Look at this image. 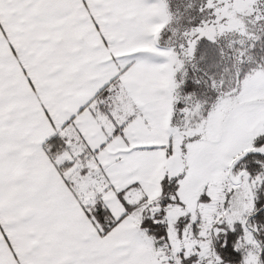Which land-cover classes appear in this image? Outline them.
<instances>
[{"label": "snow or ice", "instance_id": "1", "mask_svg": "<svg viewBox=\"0 0 264 264\" xmlns=\"http://www.w3.org/2000/svg\"><path fill=\"white\" fill-rule=\"evenodd\" d=\"M0 264H264V0H0Z\"/></svg>", "mask_w": 264, "mask_h": 264}]
</instances>
